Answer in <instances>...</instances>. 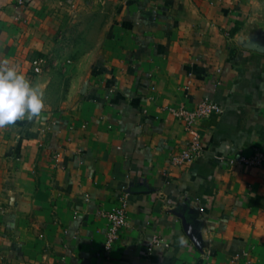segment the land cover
Wrapping results in <instances>:
<instances>
[{
  "label": "crops",
  "instance_id": "obj_1",
  "mask_svg": "<svg viewBox=\"0 0 264 264\" xmlns=\"http://www.w3.org/2000/svg\"><path fill=\"white\" fill-rule=\"evenodd\" d=\"M3 66L45 107L0 127V264H264V165L217 159L264 153V0H0Z\"/></svg>",
  "mask_w": 264,
  "mask_h": 264
},
{
  "label": "built area",
  "instance_id": "obj_2",
  "mask_svg": "<svg viewBox=\"0 0 264 264\" xmlns=\"http://www.w3.org/2000/svg\"><path fill=\"white\" fill-rule=\"evenodd\" d=\"M46 61L42 58L33 61V71L39 74L43 71ZM178 120L182 122L185 129L190 135V144L186 150L181 154L173 158V162L176 164H182L186 161L200 157L204 154L205 149L202 144L201 133L198 130L197 124L199 121L209 118L213 115H222L224 113L223 108L210 98L204 99L197 104L194 108H188L185 106L172 107L168 109ZM226 164H241L247 167L263 166L264 165V153L257 151L250 157L242 155L234 156L226 160L225 158H218ZM58 161L56 156V162ZM128 201L124 197L120 200L119 205L112 211L101 212L102 218L107 221V238L104 244V251H110L114 248L115 243L118 241L120 233L123 228L128 224ZM162 240L154 238L148 246V251L152 252L155 247L161 246ZM168 247V245L165 244Z\"/></svg>",
  "mask_w": 264,
  "mask_h": 264
},
{
  "label": "clouds",
  "instance_id": "obj_3",
  "mask_svg": "<svg viewBox=\"0 0 264 264\" xmlns=\"http://www.w3.org/2000/svg\"><path fill=\"white\" fill-rule=\"evenodd\" d=\"M44 107L43 90L15 67H0V127L39 118Z\"/></svg>",
  "mask_w": 264,
  "mask_h": 264
}]
</instances>
